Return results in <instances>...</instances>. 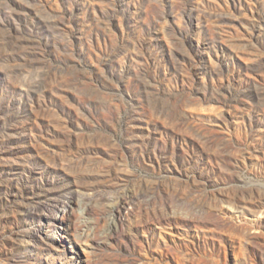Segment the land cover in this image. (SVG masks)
I'll list each match as a JSON object with an SVG mask.
<instances>
[{
  "label": "rangeland",
  "instance_id": "rangeland-1",
  "mask_svg": "<svg viewBox=\"0 0 264 264\" xmlns=\"http://www.w3.org/2000/svg\"><path fill=\"white\" fill-rule=\"evenodd\" d=\"M0 264H264V0H0Z\"/></svg>",
  "mask_w": 264,
  "mask_h": 264
}]
</instances>
